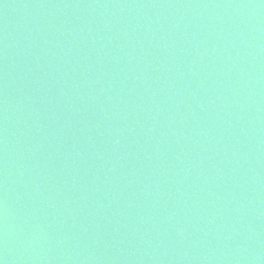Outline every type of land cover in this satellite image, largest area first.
I'll list each match as a JSON object with an SVG mask.
<instances>
[{"label":"water","instance_id":"95a60500","mask_svg":"<svg viewBox=\"0 0 264 264\" xmlns=\"http://www.w3.org/2000/svg\"><path fill=\"white\" fill-rule=\"evenodd\" d=\"M0 264H264V0H0Z\"/></svg>","mask_w":264,"mask_h":264}]
</instances>
